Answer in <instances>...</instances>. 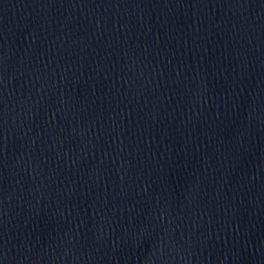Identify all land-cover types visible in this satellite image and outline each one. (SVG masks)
<instances>
[{"label": "water", "instance_id": "water-1", "mask_svg": "<svg viewBox=\"0 0 264 264\" xmlns=\"http://www.w3.org/2000/svg\"><path fill=\"white\" fill-rule=\"evenodd\" d=\"M0 264H264V0H0Z\"/></svg>", "mask_w": 264, "mask_h": 264}]
</instances>
